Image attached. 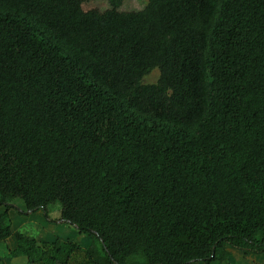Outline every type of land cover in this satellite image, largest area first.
<instances>
[{
    "label": "trees",
    "instance_id": "trees-1",
    "mask_svg": "<svg viewBox=\"0 0 264 264\" xmlns=\"http://www.w3.org/2000/svg\"><path fill=\"white\" fill-rule=\"evenodd\" d=\"M108 1L100 11L0 0V243L16 241L7 258L263 254L264 0H148L128 12ZM18 198L30 213L60 203V223L91 238L14 233Z\"/></svg>",
    "mask_w": 264,
    "mask_h": 264
},
{
    "label": "crops",
    "instance_id": "crops-1",
    "mask_svg": "<svg viewBox=\"0 0 264 264\" xmlns=\"http://www.w3.org/2000/svg\"><path fill=\"white\" fill-rule=\"evenodd\" d=\"M12 202L14 209L18 210L23 216H16L12 221L13 232L23 233L34 239L40 244L54 242L57 238L63 239L68 237L70 231L69 228L64 227L60 224L61 208L59 206L52 205L45 212L44 210L36 213H30L26 210V206L15 202ZM24 203V202H23ZM3 208L0 207V212ZM27 211V213H26ZM60 231V236L58 235ZM36 232V233H34ZM79 243V240L75 241ZM16 247V241L14 237L8 238L5 242L0 243V260L4 261L5 264H27V259L20 257L14 259H8L7 255L10 250ZM229 258L223 264H264V253L263 254H246L241 250L226 247ZM192 264H205L204 262H194ZM212 264H219L214 262Z\"/></svg>",
    "mask_w": 264,
    "mask_h": 264
},
{
    "label": "rangeland",
    "instance_id": "rangeland-1",
    "mask_svg": "<svg viewBox=\"0 0 264 264\" xmlns=\"http://www.w3.org/2000/svg\"><path fill=\"white\" fill-rule=\"evenodd\" d=\"M147 1L148 0H125L124 4H123V7H122V11L128 12V11H140V10H143L145 5L147 4ZM84 7H85L86 10L96 8V9H99L100 11H106L107 9H109L110 4H109L108 0H84ZM159 77H160V72H159L158 69H156L151 74L146 76L144 78L143 82L145 84H154V83H157ZM15 202L19 203V204H21L23 206L25 205L23 203V201L21 199H19V198L16 199ZM54 205L55 206H59L61 208L60 203H55ZM54 205H52V207ZM0 207L3 208L1 210V212L4 211V207L3 206H0ZM26 213H27V211H26ZM16 216H23V214H21V212L18 211L17 209L11 211V220H13V218L16 217ZM59 225H62L64 227L69 228L68 230L70 231V233L68 234V237L63 238V239H70V240H73V241L79 240V243H82V245L84 246L85 243H86V240L89 241V239L91 238L88 235L79 234L77 232V230L74 227L70 226V225H67V224H64V223H60ZM34 233H36V232H34ZM59 236H60V231H58V235L55 236V238L59 237ZM138 260H139V258H138Z\"/></svg>",
    "mask_w": 264,
    "mask_h": 264
}]
</instances>
